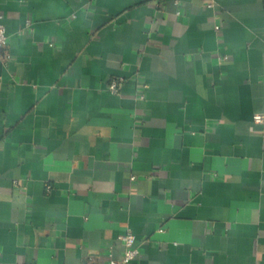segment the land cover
<instances>
[{"label": "crops", "instance_id": "0c3cea01", "mask_svg": "<svg viewBox=\"0 0 264 264\" xmlns=\"http://www.w3.org/2000/svg\"><path fill=\"white\" fill-rule=\"evenodd\" d=\"M0 15V264H264V0Z\"/></svg>", "mask_w": 264, "mask_h": 264}, {"label": "built area", "instance_id": "2783aa9c", "mask_svg": "<svg viewBox=\"0 0 264 264\" xmlns=\"http://www.w3.org/2000/svg\"><path fill=\"white\" fill-rule=\"evenodd\" d=\"M165 0H155V5L157 8H162ZM220 30V27H216ZM8 43L6 27L3 24V16L0 15V51L3 50ZM8 58V57H7ZM123 79L117 78L113 79L109 84V91L113 94H118L121 90ZM255 122L262 123L264 121V116L256 115ZM135 179V177H133ZM120 239L125 243V254L122 261H116L112 257L107 264H129L131 261L136 259L140 255V251L135 246V236L131 233L123 235Z\"/></svg>", "mask_w": 264, "mask_h": 264}]
</instances>
